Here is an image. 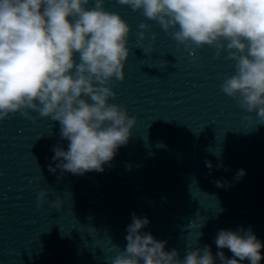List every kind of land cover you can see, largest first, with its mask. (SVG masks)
I'll return each mask as SVG.
<instances>
[{"label":"clouds","instance_id":"9594fccd","mask_svg":"<svg viewBox=\"0 0 264 264\" xmlns=\"http://www.w3.org/2000/svg\"><path fill=\"white\" fill-rule=\"evenodd\" d=\"M133 11L142 10L149 20L183 46L190 55L205 45L215 48L216 58L227 52L235 61L234 74L224 79L221 91L237 100L247 113H255V125H264V0H116ZM0 0V121L20 112L35 122L30 111L60 124L61 140L68 149L53 147L57 169L74 175L103 172L121 146L133 135L137 117L115 100L114 81L125 79L130 56L129 23L105 8V0ZM138 39L150 29L139 24ZM151 43L143 46L153 53ZM78 55V60L77 56ZM198 59V57H197ZM251 122L253 117L247 115ZM211 169V161H205ZM217 167H223L222 162ZM245 170L235 179L242 180ZM218 187L224 182L216 181ZM41 189L37 206L46 202ZM60 209L62 201L52 202ZM150 223L132 214L126 231V248L111 258V264H260L264 248L249 228L221 229L211 246H197L180 258L179 251L165 250L167 241L141 230ZM223 249L233 255L228 258Z\"/></svg>","mask_w":264,"mask_h":264}]
</instances>
